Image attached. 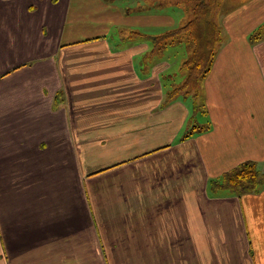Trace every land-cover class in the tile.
I'll return each instance as SVG.
<instances>
[{
	"label": "crops",
	"instance_id": "crops-1",
	"mask_svg": "<svg viewBox=\"0 0 264 264\" xmlns=\"http://www.w3.org/2000/svg\"><path fill=\"white\" fill-rule=\"evenodd\" d=\"M173 1L0 0V264H264V0H221L196 106Z\"/></svg>",
	"mask_w": 264,
	"mask_h": 264
},
{
	"label": "trees",
	"instance_id": "trees-1",
	"mask_svg": "<svg viewBox=\"0 0 264 264\" xmlns=\"http://www.w3.org/2000/svg\"><path fill=\"white\" fill-rule=\"evenodd\" d=\"M219 4V0H197L193 18L184 26L167 35V38L174 36L178 38L177 40L183 36L188 51V58L182 65L186 77L183 84L174 90V94L184 92L186 95H192L195 106L199 89L212 71L219 51L220 30L213 19ZM263 31L264 24L255 31L253 39H256ZM162 39L159 38V40ZM262 183V174L257 168V163L247 161L226 173L221 181L214 182L213 185L217 189L222 188L242 193L253 191Z\"/></svg>",
	"mask_w": 264,
	"mask_h": 264
},
{
	"label": "rangeland",
	"instance_id": "rangeland-1",
	"mask_svg": "<svg viewBox=\"0 0 264 264\" xmlns=\"http://www.w3.org/2000/svg\"><path fill=\"white\" fill-rule=\"evenodd\" d=\"M219 2H220V4L218 5L217 10H218V8L221 5V0H219ZM227 2L229 4V6L232 4V0H227ZM173 3L175 5H178L179 7L178 6H174L173 9H172V12H176V11L183 12L184 9H186V10H188L187 13L190 12L192 14V18H193L194 8L197 5V0H193V1H190V0H174ZM226 7H227V5L225 6V8ZM181 10H183V11H181ZM213 19L215 21V13H214ZM184 38H186V37L184 36ZM167 41H169V40H167ZM167 51H168V54H167L168 55V58L169 57H173L175 61H179L178 62V65H176L174 67V70H173V72L176 74L175 75L176 78L178 77V79H175V80L178 82L179 75L181 74V67H182V64H183V63L181 64V62L183 60H186L188 58V56H187V47H181V46L180 47H173V48L168 49ZM165 52H166V50L165 49H162V48L158 50V53L159 54L160 53L162 54V53H165ZM171 74H173V73L171 72ZM198 100H199V98H198Z\"/></svg>",
	"mask_w": 264,
	"mask_h": 264
}]
</instances>
